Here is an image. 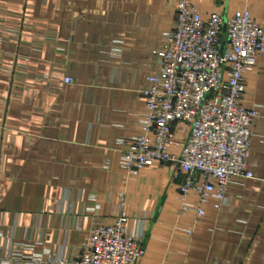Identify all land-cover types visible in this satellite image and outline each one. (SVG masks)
<instances>
[{
  "label": "crops",
  "instance_id": "obj_1",
  "mask_svg": "<svg viewBox=\"0 0 264 264\" xmlns=\"http://www.w3.org/2000/svg\"><path fill=\"white\" fill-rule=\"evenodd\" d=\"M192 3L205 20L248 12L264 23V0ZM177 4L0 0V264L73 260L121 214L144 242L137 264H264V54L242 100L259 111L253 179L233 180L222 203H200L194 192L182 199L186 177L175 180L169 164L121 169L130 148L120 142L143 135V93L161 72ZM190 131L174 126L181 144Z\"/></svg>",
  "mask_w": 264,
  "mask_h": 264
},
{
  "label": "built area",
  "instance_id": "obj_2",
  "mask_svg": "<svg viewBox=\"0 0 264 264\" xmlns=\"http://www.w3.org/2000/svg\"><path fill=\"white\" fill-rule=\"evenodd\" d=\"M165 37L161 72L149 77L143 93L148 112L143 135L120 142L130 148L121 169L137 174L169 164L175 180L186 177L179 191L183 200L194 192L200 203L213 195L222 203L233 180L254 178L249 160L259 111L243 107L242 100L246 75L264 54V23L248 12L226 22L218 14L205 20L192 0H178L174 28ZM178 122L191 126L183 144L174 135ZM203 216L199 209V220ZM127 224L119 215L115 226L95 228L75 259L53 264H137L145 256L144 242L127 232Z\"/></svg>",
  "mask_w": 264,
  "mask_h": 264
},
{
  "label": "water",
  "instance_id": "obj_3",
  "mask_svg": "<svg viewBox=\"0 0 264 264\" xmlns=\"http://www.w3.org/2000/svg\"><path fill=\"white\" fill-rule=\"evenodd\" d=\"M224 21L226 22V20L224 19Z\"/></svg>",
  "mask_w": 264,
  "mask_h": 264
}]
</instances>
